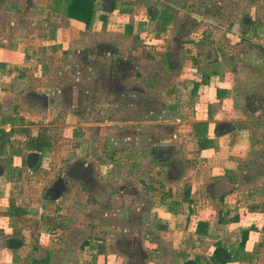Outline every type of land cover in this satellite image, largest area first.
Listing matches in <instances>:
<instances>
[{
  "label": "crops",
  "instance_id": "0c3cea01",
  "mask_svg": "<svg viewBox=\"0 0 264 264\" xmlns=\"http://www.w3.org/2000/svg\"><path fill=\"white\" fill-rule=\"evenodd\" d=\"M213 1L219 0H137L130 10L122 5V0H112L113 10L107 13L102 8L96 9L91 25L85 27L68 18L62 10H54V0H46L43 9L33 18L35 30L25 43L29 47L22 53V62L27 67L36 64V68L31 76L29 68L20 69L19 77L22 79L39 77L45 68L60 64L68 53L64 50L65 45L76 43L80 34L91 33L99 35L104 41L106 38L116 41L118 64H121L123 54L131 60H143L144 57L157 54L167 58L164 62L168 72L174 75L170 91L164 95L168 107L162 113L171 114L170 124L174 123V126L167 124L166 127H174L178 134L171 136L172 143L160 146L157 153L154 152L156 158L152 161V177L139 182L142 190L139 187L137 194H144L148 202L137 203L134 211L120 215V221L115 223L112 232L98 227L105 224L103 220L91 218L90 211L97 208V203L94 208L88 203L84 205V212H90L88 216L92 222L89 220L90 227L87 229L90 238L82 243L81 251L85 252L84 249L89 245L95 246L98 250L94 257L96 264H156L154 257L157 258L155 253H158L160 242L166 248L173 249L164 264H222L214 254V250L219 247L229 253L222 255L231 259L223 264H264V174L259 180H248V176L241 172L243 164L250 166V151L254 143L259 144L258 132L261 129L264 131L263 120L258 121L249 116L257 107L258 115H264V97L262 103L256 105L252 101L254 99L247 101L248 95L245 93L238 94L232 71L225 64L218 65L223 59L218 58V62L214 60V63L210 60L203 62L200 49L205 45L204 42L223 43L226 31H230L210 19L213 17L217 20L222 10L210 11L211 15H206L209 17L198 14ZM236 13L227 14L230 21L225 28H233L240 18L243 23L245 16ZM193 18L199 19V27L185 31L183 28ZM248 24L250 28L246 36L253 37L254 42L260 45L258 47L264 49V23L256 17ZM175 34L180 39L184 38L181 45L174 43L178 40V37L174 39ZM104 46L102 43L100 50L108 53ZM29 50L35 52V63L29 56L31 54L27 53ZM10 65L7 64L5 68ZM5 68L2 70L8 73ZM116 74L127 76L122 69ZM67 117L64 112H57L48 129L40 124L11 126L9 122H5L3 128L0 126L4 132H0V166L3 168L0 173V264H54L59 261V250L65 248L63 239L66 241L65 236L70 232L65 226L68 219L66 215L76 206L80 189L77 186L68 187L65 183L67 180L62 179L66 165L72 162L70 155L53 163L54 138L47 140L48 136L40 134L50 132L55 126L61 131V124ZM72 118L70 120H74ZM23 122L26 124L27 121ZM116 124L134 128L142 122ZM84 125L80 126L84 130L87 127L95 131L97 129L98 136L91 135L88 138L84 135L81 141L74 142L76 146L72 151L75 154L84 149L93 151L94 155L90 154L84 159L92 165L96 162L94 159H98L101 165H114L116 152L109 146L103 131L112 124ZM222 125L228 128L222 131L219 129ZM36 127L40 134L34 132ZM26 133L30 138L27 139ZM44 138L49 142H45ZM60 138L61 135L56 139ZM176 138L180 146L179 152L174 154L172 145ZM13 139L17 140L16 145L11 146ZM262 139L264 141V137ZM94 147L98 150L95 151ZM159 151L165 157H158ZM15 153H18L19 158L26 155L22 162L26 170L20 167L8 170L2 164L12 161ZM180 153L186 161L194 162L195 168L189 165V168L183 169L181 164L176 169L168 165L173 159L178 160ZM32 155L35 156V162L30 168L32 163L27 164V159ZM234 175L237 185H233ZM16 176L20 177L18 181ZM11 177L17 182L10 183ZM239 177L246 181H241ZM233 188L236 190L234 200H218V197L228 194ZM21 191L23 199H36L17 202L16 197ZM205 194L211 197L206 198ZM130 207V211L133 210L132 205ZM143 229L148 232L144 239ZM245 229H250L248 240L244 248H238L241 232ZM154 237L159 241L155 243ZM93 241L95 243L92 244Z\"/></svg>",
  "mask_w": 264,
  "mask_h": 264
},
{
  "label": "rangeland",
  "instance_id": "374dc122",
  "mask_svg": "<svg viewBox=\"0 0 264 264\" xmlns=\"http://www.w3.org/2000/svg\"><path fill=\"white\" fill-rule=\"evenodd\" d=\"M45 1L0 0V126H5L4 123L9 122L11 126H20L21 123L33 126L40 124L48 129V126L54 122V116L57 112H64L65 115L69 116L61 124V131L57 130L59 127L55 125L53 130H50L52 134L47 131V133L42 132L40 134V131L37 132L38 127L34 128V132L48 136L47 140L54 138L55 144L52 143V147H54L53 163L58 159L64 160L60 159L61 157L66 158L70 155L72 162L66 165L62 179L67 180L65 183L68 187L77 186L80 189L76 206L68 211V216L66 215L68 219L65 226L70 232L65 234L67 240L63 239L62 245L65 248L59 250V261L54 264H96L94 257L98 254V250L95 249V246H87L84 249V254L81 251L82 243L90 238L87 235L89 223L92 222L88 216L89 213L92 212V219L103 220L105 224L98 225L99 228H105L112 232L115 223L120 221V215L124 212L131 213L134 211L137 203L141 204L145 201L147 203L148 200L144 194H140L141 192L137 194L140 187L139 182L143 178L150 179L152 177V161L156 158L153 152L157 153L160 146L172 143L173 138L171 136L178 134L174 127L172 129L166 127L172 122L171 114L162 113L163 109L168 107L167 98L164 95L170 91V83L174 75L168 72V66L164 62V60L167 61V58H162L161 55L157 54L149 58L144 57L143 60H131V58L126 57V54H123L122 62L118 64L117 59L119 58L115 54L116 41H112L110 38H106L104 41L99 35L91 33L80 34L76 43L71 42L68 46L65 45L64 50L68 53L67 56L63 54L64 59L62 60L61 57L62 62L60 64L45 68L44 73L39 77L30 78L29 76L34 75L32 72L36 68V64L28 67L23 66L27 64L22 62V53L26 47H29L27 46L29 44L25 43L30 40V36L35 30L33 18L40 9H43ZM136 1L122 0L121 3L131 10V6ZM99 2L100 9H103V0H99ZM209 3L211 5L205 7L206 10L199 11L198 14L209 17L206 15H211L209 14L210 11L219 12L222 10L217 20L213 17L210 19L214 20L220 27L230 31H226L223 43L213 44L208 40L204 42L205 45L201 46L200 49L203 62L206 63L210 60L211 63H214V60L218 62V58L223 59L218 65L225 64L229 67L228 70L232 71L236 91H239L238 94L245 93L248 95L246 98L248 102L254 99L252 101L256 105L262 103L264 97V49L259 48L260 45L254 42L253 37L246 36L250 25L243 24L241 18L235 22L234 27L232 25L233 28H225V26L230 21L227 14L230 15L233 11L237 12L236 14L240 15L241 13L242 16H248L251 21L257 17L260 22L264 23V0H219ZM198 21L199 19H190L186 28L183 29L189 31L193 27H199L200 22ZM198 36L200 35L198 34ZM174 37L177 39L178 35L175 34ZM245 37L250 40L247 38L246 40ZM183 39L178 37L174 43L177 42L181 45ZM205 39L207 38L203 40ZM102 43L106 46L104 47L107 48L108 53L100 50ZM91 45L92 48H90ZM89 50L92 51L89 53ZM32 52L33 57L31 56ZM27 53L31 54L29 56L35 63V52L29 50ZM9 63L11 65L5 68ZM3 68L8 69V73L3 71ZM22 68L30 69L31 74L27 78L19 77ZM119 69H122L127 76L123 77L116 74ZM17 77L19 80H14ZM230 78L233 77L230 76ZM256 100L259 101L256 102ZM257 110L258 107L249 116L264 122V115H258L259 111ZM69 112L75 114L72 115ZM71 116L74 117L72 118L74 120H70ZM24 120L27 121L26 124H24ZM127 121L129 123L142 122V124H139V127L134 126V128L116 124ZM102 123L112 124L108 126L107 130H103L109 140V146L116 152V163L111 166L99 164L98 159H94L96 162L93 165L88 161L86 162L84 159L90 154L94 155L93 151L82 150L81 148L76 149L82 150L80 153L75 154L72 151L76 146L74 142L81 141L84 135L88 138L91 135L98 136L97 129L95 131L91 129L92 127L90 129L87 127L84 130L83 127H80L81 125ZM170 125L174 126V123ZM0 132L1 134L4 133L1 129ZM263 133V129L260 133L258 132L259 144L254 143L250 151V158L248 159L250 166L243 164L241 169V172L248 176V180H259L264 174ZM34 134L32 133V135ZM51 135L53 136L51 137ZM59 135L61 138L56 139ZM26 137L27 139L30 138L29 135ZM165 137L169 138L164 140ZM45 139L43 140L45 141ZM12 141L11 146L16 145L15 141L17 140L13 139ZM58 142L63 144H58ZM178 142V138H176L172 145L174 154L179 152L180 145ZM58 147H62V149ZM169 147L171 148V145ZM94 148L95 151L98 150L97 147ZM49 153L51 154V151ZM49 153L48 155H50ZM17 154L15 153L12 161L2 163L6 165V169L9 170L11 167L27 169L24 164L22 165L26 155L19 158ZM164 155L162 151H159L158 157H165ZM178 157V160L172 158L173 163L170 162L168 165L171 164L176 169L177 165L181 164L183 169L189 168V165L194 166V162L186 161L181 153ZM179 162L181 163L179 164ZM33 164L34 162L30 168L34 166ZM61 165L62 163L59 164V166ZM130 171H132L131 176H129ZM15 178L17 181L20 179L18 176ZM15 178L11 177L12 182L10 183H16ZM240 180L246 181L241 178ZM235 184H238L236 178L233 185ZM234 187L236 189V186ZM127 188L133 191V196L131 190ZM125 189H127L126 192L121 193ZM141 190L142 187H140ZM22 193V191L18 193L17 202L22 203L29 201V199H36V197L23 199ZM205 196L206 198L211 197L208 194ZM61 201L62 199L58 202ZM85 203L92 205L93 208L96 203L98 206L95 210L86 213L84 212ZM130 205L133 207L131 211ZM138 214L139 217L142 216L141 211ZM142 232L144 239L148 232L144 229ZM153 240L155 243L159 241L157 237H154ZM161 241L165 243L164 240ZM93 243L95 242L93 241ZM123 246H125L124 243ZM172 250L160 242L157 249L158 253H155L157 258L154 257L155 263L164 264V260H169L168 257H170Z\"/></svg>",
  "mask_w": 264,
  "mask_h": 264
},
{
  "label": "trees",
  "instance_id": "16d2710c",
  "mask_svg": "<svg viewBox=\"0 0 264 264\" xmlns=\"http://www.w3.org/2000/svg\"><path fill=\"white\" fill-rule=\"evenodd\" d=\"M99 5V0H54V10H62L68 18L84 24L85 27H89L91 25L94 17V11L96 9H100L101 7ZM242 21L243 24L252 22L248 16H245ZM235 191L236 190L233 188L228 194L218 197V200L223 202H226V200H234ZM249 233L250 229L242 230L238 248H244L248 240ZM222 253H226V255H229V253L221 247L214 250V254L217 257L219 263L223 264L230 262L231 259H227L222 255Z\"/></svg>",
  "mask_w": 264,
  "mask_h": 264
},
{
  "label": "water",
  "instance_id": "95a60500",
  "mask_svg": "<svg viewBox=\"0 0 264 264\" xmlns=\"http://www.w3.org/2000/svg\"><path fill=\"white\" fill-rule=\"evenodd\" d=\"M103 2H104L103 10L107 13H110L114 8V4L112 3V0H103Z\"/></svg>",
  "mask_w": 264,
  "mask_h": 264
},
{
  "label": "flooded vegetation",
  "instance_id": "af4514ba",
  "mask_svg": "<svg viewBox=\"0 0 264 264\" xmlns=\"http://www.w3.org/2000/svg\"><path fill=\"white\" fill-rule=\"evenodd\" d=\"M228 127H227V125H222V126H220L219 127V129H227ZM33 162H35V156L34 155H32L29 159H27V164H29V163H33ZM3 171V168H2V166H0V173Z\"/></svg>",
  "mask_w": 264,
  "mask_h": 264
}]
</instances>
